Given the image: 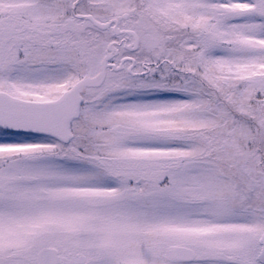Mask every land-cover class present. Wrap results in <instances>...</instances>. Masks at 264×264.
<instances>
[{"label":"snow or ice","instance_id":"1","mask_svg":"<svg viewBox=\"0 0 264 264\" xmlns=\"http://www.w3.org/2000/svg\"><path fill=\"white\" fill-rule=\"evenodd\" d=\"M0 264H264V0H0Z\"/></svg>","mask_w":264,"mask_h":264}]
</instances>
